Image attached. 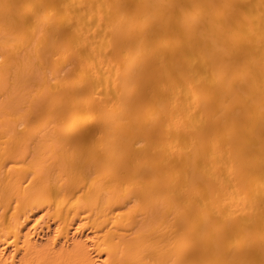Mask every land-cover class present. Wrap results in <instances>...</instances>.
I'll use <instances>...</instances> for the list:
<instances>
[{"label":"bare ground","instance_id":"1","mask_svg":"<svg viewBox=\"0 0 264 264\" xmlns=\"http://www.w3.org/2000/svg\"><path fill=\"white\" fill-rule=\"evenodd\" d=\"M0 264H264V0H0Z\"/></svg>","mask_w":264,"mask_h":264}]
</instances>
